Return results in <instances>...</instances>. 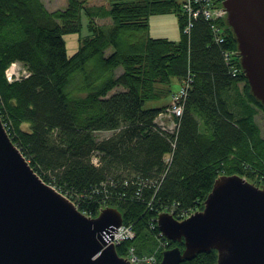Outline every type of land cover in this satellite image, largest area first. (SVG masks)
I'll return each instance as SVG.
<instances>
[{"label": "trees", "instance_id": "obj_1", "mask_svg": "<svg viewBox=\"0 0 264 264\" xmlns=\"http://www.w3.org/2000/svg\"><path fill=\"white\" fill-rule=\"evenodd\" d=\"M108 2L112 23L105 26L87 0H68L55 10L42 0H0V114L46 182L85 213L98 215L111 205L133 225L136 234L117 245L119 255L131 245L150 253L159 230L150 227L151 218L173 205L178 211L203 209L220 175L238 173L264 186V136L256 121L264 103L244 70L228 71L222 50L238 45L226 19V40L217 43L203 18L184 32L187 19L178 0ZM170 12L178 15L180 38L150 35V17ZM84 13L90 34L68 54L64 35L82 31ZM15 60L31 74L10 82L5 70ZM189 70L194 80L178 133L169 139L151 126L165 105L145 103L171 96L173 79ZM104 130L114 133L99 140L96 132ZM96 151L99 165L91 161ZM177 245L185 247L170 239L169 247ZM217 259L213 248L178 264Z\"/></svg>", "mask_w": 264, "mask_h": 264}, {"label": "water", "instance_id": "obj_2", "mask_svg": "<svg viewBox=\"0 0 264 264\" xmlns=\"http://www.w3.org/2000/svg\"><path fill=\"white\" fill-rule=\"evenodd\" d=\"M223 1L251 91L264 103V0ZM123 222L117 207L89 216L46 182L0 114V264H132L107 244ZM158 223L166 237L185 243L165 249L161 264L213 248L216 264H264V186L238 173L216 178L203 209L184 219L163 211Z\"/></svg>", "mask_w": 264, "mask_h": 264}, {"label": "built area", "instance_id": "obj_3", "mask_svg": "<svg viewBox=\"0 0 264 264\" xmlns=\"http://www.w3.org/2000/svg\"><path fill=\"white\" fill-rule=\"evenodd\" d=\"M182 2V8L185 15L186 13L189 14V21L187 19L184 26L185 33H190L192 26L194 25V18L201 15L209 22L215 41L217 43L225 42V29L221 24V21L227 19L229 11L223 0H183ZM222 52L228 65V71L233 75H238L243 69L241 66V52L239 48H224ZM5 74L8 81L13 82L15 80H21L28 77L31 74V70L23 61L15 60L6 68ZM193 80V73L189 70L188 75L181 80L179 89L172 94L171 102L166 104L154 118L151 125L153 130L167 136L169 139L176 137L179 130L180 118L183 115L185 101ZM4 124L5 126L7 125L6 123ZM172 145L173 148L176 146L175 139L172 141ZM172 158L173 152H169L165 157L168 165H170ZM92 160L96 165L101 163L98 151L92 154ZM157 183L158 181H156V184ZM60 191L68 196L66 192H63L62 190ZM165 210L169 211L179 219L185 218L191 213V211L186 210L178 211L176 205H173L171 208H167ZM158 214L151 218L149 224L152 229H159L156 233V247L150 253L140 254L136 251L135 246L131 245L128 247L124 253V257L132 264H157L159 253L169 246V238H167L159 228ZM116 229L117 231L113 230V237L107 242V244L113 242L114 245L117 246L126 240L133 239L136 234L131 223H123L122 225L116 227Z\"/></svg>", "mask_w": 264, "mask_h": 264}, {"label": "rangeland", "instance_id": "obj_4", "mask_svg": "<svg viewBox=\"0 0 264 264\" xmlns=\"http://www.w3.org/2000/svg\"><path fill=\"white\" fill-rule=\"evenodd\" d=\"M42 1L50 10L65 8L68 4V0H42ZM87 4L94 11L99 12V14L96 16V20L99 24L109 26L112 23V18L105 14V10L110 7L108 0H87ZM87 23H88V16L84 13L83 14L84 26L82 31L66 33L64 35L68 54H73L76 51V49L79 47L80 39L83 36H87L88 34H90ZM149 27H150L151 35L156 37L164 36V35L169 37H177L180 32V23L176 12L152 15L149 19ZM174 33L176 34V36H174ZM110 51H112V49H110L109 52ZM120 72H122V68H119L118 73ZM178 81H180L178 78L173 79L172 87L175 90L172 92V94L175 91H177L180 87L179 83H177ZM242 85L243 83H241V86ZM117 89H122V87L121 86L117 87L115 90ZM171 96L163 98L162 100H147L145 103V107H155V106L169 104L172 100ZM256 121L259 123L262 130V135L264 136V111L261 110L256 114ZM113 133L114 131L112 130L98 131L96 132V136L99 140H101L111 136Z\"/></svg>", "mask_w": 264, "mask_h": 264}, {"label": "bare ground", "instance_id": "obj_5", "mask_svg": "<svg viewBox=\"0 0 264 264\" xmlns=\"http://www.w3.org/2000/svg\"><path fill=\"white\" fill-rule=\"evenodd\" d=\"M182 5H183V0H178ZM199 6V5H198ZM184 12V11H183ZM185 14V13H184ZM200 18H203L204 19V17L203 16H201V15H199V16H197L196 18H194L195 19V21L196 20H198V19H200ZM186 19H188V21H189V14L188 13H186ZM204 20H206V19H204ZM207 21V20H206ZM208 22V21H207ZM209 23V22H208ZM193 27V26H192ZM191 32V31H190ZM243 70V69H242ZM91 161H92V163H93V160H92V157H91ZM163 211H167V210H163ZM163 211H161V212H163ZM161 212H159V213H161ZM169 212V211H168Z\"/></svg>", "mask_w": 264, "mask_h": 264}, {"label": "crops", "instance_id": "obj_6", "mask_svg": "<svg viewBox=\"0 0 264 264\" xmlns=\"http://www.w3.org/2000/svg\"><path fill=\"white\" fill-rule=\"evenodd\" d=\"M225 29V28H224ZM148 31H149V34L151 35V33H150V27H148ZM174 36H176V34L174 33ZM180 36H181V29H180V32H179V35L177 36V37H169V36H163V37H169V38H172V39H179L180 38ZM159 37H161V36H159ZM177 83H179V85H180V83H181V79H180V81H178ZM242 83V82H241ZM241 83L239 84V88L241 89ZM178 85V86H179ZM170 97V96H169Z\"/></svg>", "mask_w": 264, "mask_h": 264}]
</instances>
